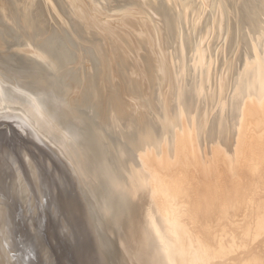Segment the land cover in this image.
Instances as JSON below:
<instances>
[{
  "label": "bare ground",
  "instance_id": "1",
  "mask_svg": "<svg viewBox=\"0 0 264 264\" xmlns=\"http://www.w3.org/2000/svg\"><path fill=\"white\" fill-rule=\"evenodd\" d=\"M1 3L0 264H264V0Z\"/></svg>",
  "mask_w": 264,
  "mask_h": 264
},
{
  "label": "rangeland",
  "instance_id": "2",
  "mask_svg": "<svg viewBox=\"0 0 264 264\" xmlns=\"http://www.w3.org/2000/svg\"><path fill=\"white\" fill-rule=\"evenodd\" d=\"M1 4H2V3H1ZM1 4H0V7H2V9H3L4 11H7L6 7H5L3 4H2V6H1ZM3 6H4L5 8H4ZM2 9H1V10H2ZM1 10H0V13H1ZM3 10H2V12H4ZM110 12H111V11H110ZM4 13H5V12H4ZM2 14H3V13H2Z\"/></svg>",
  "mask_w": 264,
  "mask_h": 264
}]
</instances>
